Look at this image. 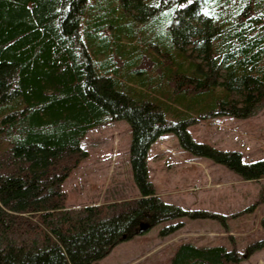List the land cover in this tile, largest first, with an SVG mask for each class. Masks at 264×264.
Returning <instances> with one entry per match:
<instances>
[{"label":"trees","instance_id":"16d2710c","mask_svg":"<svg viewBox=\"0 0 264 264\" xmlns=\"http://www.w3.org/2000/svg\"><path fill=\"white\" fill-rule=\"evenodd\" d=\"M263 105L264 0H0V264H92L140 228L222 219L164 201L148 151L173 133L188 153L264 179V158L245 162L188 130ZM115 120L130 127L139 195L67 207L62 183L88 156L85 135ZM262 248L264 238L243 252L182 241L169 260L241 264Z\"/></svg>","mask_w":264,"mask_h":264},{"label":"rangeland","instance_id":"374dc122","mask_svg":"<svg viewBox=\"0 0 264 264\" xmlns=\"http://www.w3.org/2000/svg\"><path fill=\"white\" fill-rule=\"evenodd\" d=\"M188 130L196 141L241 152L245 162L264 158V105L246 119L216 116ZM130 138L129 124L123 120L87 132L82 145L88 156L62 183L67 207L118 203L139 195L129 161ZM147 166L155 191L164 201L222 219L181 217L158 223L116 244L92 264H170L174 247L182 241L229 248L234 243L243 252L248 244L264 238L260 225L264 204L258 203L264 179L244 180L224 165L188 153L173 133L159 136L151 145ZM177 224L171 233L160 234L162 228ZM248 258L241 264H264V248Z\"/></svg>","mask_w":264,"mask_h":264},{"label":"crops","instance_id":"0c3cea01","mask_svg":"<svg viewBox=\"0 0 264 264\" xmlns=\"http://www.w3.org/2000/svg\"><path fill=\"white\" fill-rule=\"evenodd\" d=\"M254 254H255V253H254ZM254 254H253V255H251V256H254ZM249 258H250V257H249ZM249 258H248V259H249ZM242 262H245V261H242Z\"/></svg>","mask_w":264,"mask_h":264},{"label":"water","instance_id":"95a60500","mask_svg":"<svg viewBox=\"0 0 264 264\" xmlns=\"http://www.w3.org/2000/svg\"><path fill=\"white\" fill-rule=\"evenodd\" d=\"M139 231L142 232V228H140Z\"/></svg>","mask_w":264,"mask_h":264},{"label":"snow or ice","instance_id":"6c2138e0","mask_svg":"<svg viewBox=\"0 0 264 264\" xmlns=\"http://www.w3.org/2000/svg\"><path fill=\"white\" fill-rule=\"evenodd\" d=\"M189 2H191V0H189Z\"/></svg>","mask_w":264,"mask_h":264}]
</instances>
